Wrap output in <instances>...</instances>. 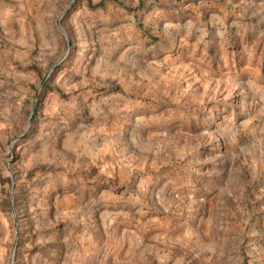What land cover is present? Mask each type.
<instances>
[{
    "label": "rangeland",
    "instance_id": "rangeland-1",
    "mask_svg": "<svg viewBox=\"0 0 264 264\" xmlns=\"http://www.w3.org/2000/svg\"><path fill=\"white\" fill-rule=\"evenodd\" d=\"M0 264H264V0H0Z\"/></svg>",
    "mask_w": 264,
    "mask_h": 264
},
{
    "label": "water",
    "instance_id": "water-1",
    "mask_svg": "<svg viewBox=\"0 0 264 264\" xmlns=\"http://www.w3.org/2000/svg\"><path fill=\"white\" fill-rule=\"evenodd\" d=\"M71 4L72 3H70V5L69 6H67L64 10H63V12L61 13V15L59 16V18L57 19V22H56V25H57V27H58V29H59V31H60V33L65 37V39H66V41H67V49H66V52L64 53V55H63V57L52 67V69L49 71V73L50 72H52L53 70H54V68H56L65 58H66V56H67V52H68V49H69V41H68V38H67V35H66V33L64 32V30L62 29V27H61V25H60V20H61V17H62V15H64V13H66V11L69 9V7L71 6ZM48 73V74H49ZM48 74L43 78V80L41 81V83H40V85H39V87H38V93H39V91L41 90V88H42V86H43V84H44V82H45V80H46V78H47V76H48ZM34 108V105H33V107H32V109ZM31 120V116L29 117V121ZM23 136V135H22Z\"/></svg>",
    "mask_w": 264,
    "mask_h": 264
},
{
    "label": "trees",
    "instance_id": "trees-1",
    "mask_svg": "<svg viewBox=\"0 0 264 264\" xmlns=\"http://www.w3.org/2000/svg\"><path fill=\"white\" fill-rule=\"evenodd\" d=\"M168 48V47H167ZM56 93H59L58 91H56Z\"/></svg>",
    "mask_w": 264,
    "mask_h": 264
}]
</instances>
